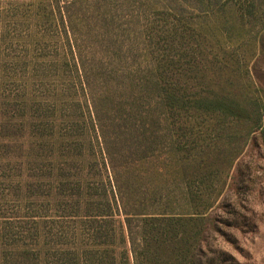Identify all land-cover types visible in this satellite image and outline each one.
<instances>
[{
	"label": "trees",
	"instance_id": "1",
	"mask_svg": "<svg viewBox=\"0 0 264 264\" xmlns=\"http://www.w3.org/2000/svg\"><path fill=\"white\" fill-rule=\"evenodd\" d=\"M48 2L0 25V264H224L217 210L264 148V0Z\"/></svg>",
	"mask_w": 264,
	"mask_h": 264
},
{
	"label": "rangeland",
	"instance_id": "2",
	"mask_svg": "<svg viewBox=\"0 0 264 264\" xmlns=\"http://www.w3.org/2000/svg\"><path fill=\"white\" fill-rule=\"evenodd\" d=\"M37 0H0V25L8 28L11 35L26 37L35 24L44 25L45 17L38 19L35 10H47L50 15V3L44 0L38 5ZM53 21V20H52ZM37 24V25H38ZM211 25L204 31L206 35L205 52L215 56L225 54L226 43L218 25ZM53 29L55 24H52ZM218 29V30H217ZM55 34L58 32L54 29ZM256 32V31H255ZM240 47L234 45L236 54L243 57L251 56L253 52L252 39ZM79 37L89 39L90 35L79 32ZM254 40V39H253ZM228 43V41H227ZM261 75L264 79V58L260 62ZM231 186L225 198V206L218 209L222 218V234L213 241L226 258L224 264H264V148L252 140L246 153L242 155L235 171L230 178Z\"/></svg>",
	"mask_w": 264,
	"mask_h": 264
}]
</instances>
